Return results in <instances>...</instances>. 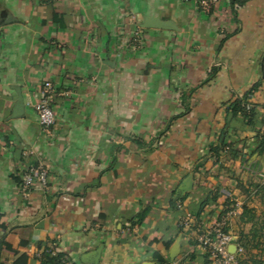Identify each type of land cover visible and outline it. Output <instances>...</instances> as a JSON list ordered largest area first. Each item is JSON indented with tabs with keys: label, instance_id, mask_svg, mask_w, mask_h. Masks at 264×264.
<instances>
[{
	"label": "crops",
	"instance_id": "crops-1",
	"mask_svg": "<svg viewBox=\"0 0 264 264\" xmlns=\"http://www.w3.org/2000/svg\"><path fill=\"white\" fill-rule=\"evenodd\" d=\"M263 135L264 0H0V264H205L207 229L242 228ZM32 169L46 187L23 189Z\"/></svg>",
	"mask_w": 264,
	"mask_h": 264
},
{
	"label": "built area",
	"instance_id": "built-area-1",
	"mask_svg": "<svg viewBox=\"0 0 264 264\" xmlns=\"http://www.w3.org/2000/svg\"><path fill=\"white\" fill-rule=\"evenodd\" d=\"M52 88L49 83L44 84L39 100L33 105V110L40 127L47 131L55 124V116L52 109ZM249 109V106L246 107ZM34 183L42 188L47 186V173L43 169H32L21 177L23 189L29 190ZM226 198H231L228 192L223 193ZM225 221L218 222L207 229L200 237L201 251L207 257L206 264H242L238 260L241 249L236 245L237 237L226 230ZM235 246L233 252L231 247Z\"/></svg>",
	"mask_w": 264,
	"mask_h": 264
},
{
	"label": "trees",
	"instance_id": "trees-1",
	"mask_svg": "<svg viewBox=\"0 0 264 264\" xmlns=\"http://www.w3.org/2000/svg\"><path fill=\"white\" fill-rule=\"evenodd\" d=\"M246 104H241L238 101H234L228 107V112L232 113V116L240 115L246 121L251 117V108H246ZM249 122V120H248ZM224 147V144L220 146L217 144L214 147L213 152L217 155L219 151ZM258 151H264V135L260 140V144L258 146ZM250 187L253 190V196H256L260 199V202L264 205V183H254L250 184ZM245 194H248L247 197L252 195V192L248 189H243ZM239 222L242 225V228L239 229V234L242 235L243 240L245 241L244 247L248 244L249 239L250 241H254L255 239H263L264 240V218H261L256 215V210L254 208H249L245 205L242 209V213L239 216ZM248 226L249 231L247 233H242L244 227ZM241 231V232H240ZM258 243V242H257ZM256 243V244H257ZM27 262V257L25 255H21L17 260H15L12 264H25ZM158 262L165 263L166 261L163 258H159ZM40 264H66L64 257L60 254L53 253L50 250H44L43 253L40 255ZM244 264V263H243ZM255 264H264L260 261L256 262Z\"/></svg>",
	"mask_w": 264,
	"mask_h": 264
},
{
	"label": "rangeland",
	"instance_id": "rangeland-1",
	"mask_svg": "<svg viewBox=\"0 0 264 264\" xmlns=\"http://www.w3.org/2000/svg\"><path fill=\"white\" fill-rule=\"evenodd\" d=\"M243 180H242V185H241L242 188L240 190L241 196L238 198H240L241 202H245V204L249 208H254L256 210L257 216L264 218V205L260 202V199L258 197L253 196V190L250 187V184L260 183V182L264 183V172L260 170V168L257 167L256 171L250 172L247 175L243 176ZM243 189L250 190L252 192V195L247 198L248 194L243 193L242 191ZM225 192H230V191L225 190ZM241 231L242 233H247L249 231V227L246 226ZM248 239H249V242L244 247L245 241L243 240L242 235H240L238 232L236 245H238V247L242 250L241 253L237 256L239 262H241L242 264L243 263L244 264H255L258 261L264 263V240L255 239L254 241L252 240L250 241V238ZM231 251L233 252V249H231ZM204 263L205 264L208 263L207 257Z\"/></svg>",
	"mask_w": 264,
	"mask_h": 264
},
{
	"label": "water",
	"instance_id": "water-1",
	"mask_svg": "<svg viewBox=\"0 0 264 264\" xmlns=\"http://www.w3.org/2000/svg\"><path fill=\"white\" fill-rule=\"evenodd\" d=\"M139 27L142 29H157V30H177V27L174 22L171 20H161L154 16H144L139 22ZM24 113V101L22 96L18 93V98L15 103V108L11 114L12 119L22 117ZM178 246V242L174 245V249ZM231 249H235V246H232ZM173 258V256L171 257Z\"/></svg>",
	"mask_w": 264,
	"mask_h": 264
}]
</instances>
